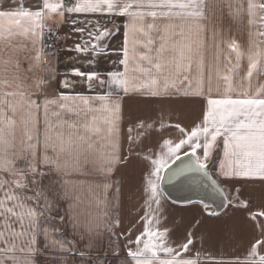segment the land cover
<instances>
[{
    "label": "snow or ice",
    "instance_id": "6c2138e0",
    "mask_svg": "<svg viewBox=\"0 0 264 264\" xmlns=\"http://www.w3.org/2000/svg\"><path fill=\"white\" fill-rule=\"evenodd\" d=\"M215 4L216 0H68L67 3L65 0H40L34 9L19 5L0 10V48L6 46L12 50L0 57V65L7 72V66L15 63L17 73L25 72L23 78L17 74L11 80L0 75V264H38L36 257L45 251L39 246L41 236L46 241L45 248L60 254H79L83 258L93 247V237L101 235L102 227L111 232L113 225L105 223L106 212L100 217L92 213L81 217L76 210L79 198L72 201L68 196V188L75 182L56 180L64 191V198L70 201L65 215H59L56 204L59 193L46 194L42 181L53 173L57 177L85 174L86 164H92L94 170L107 179L114 170L126 166L128 157L122 156L119 141L122 95L142 93L166 97L173 92L187 93L193 88V94H203L202 40L193 39V35L195 32L199 36L203 32L200 21ZM228 7L234 17L246 14L249 25H259L262 30L255 35L264 43V0H229ZM104 14L127 18L119 60L123 70L102 76L95 71L73 68L72 75L85 78L90 90L99 86L107 91L95 96L60 92L55 98H45L38 103L32 98L34 93L28 91L31 85L25 81L27 72L41 66L42 60L45 68L51 64L48 57L54 53L45 51L51 46L44 43L43 37L46 30L51 31L55 25H48L47 21L62 24L68 20L73 26L84 25L73 29L82 37L87 34V39L77 43L74 51L97 56L108 51L103 41L112 35L111 30L102 28L98 19L81 20L73 16ZM176 19L182 22L177 25ZM17 37L37 46L35 56L25 57L31 61L28 70L21 68L19 59H12V53L24 48V45L12 43ZM226 43L236 54V63L229 60L231 67L223 74L219 67L216 69L218 80L224 83L223 95L207 100L208 108L202 121L190 130L175 125L182 138L164 139L154 158L146 157L151 162L144 188L145 204L149 209L152 202L157 206L161 204L165 196L164 183L187 180L196 183L203 179L222 194L223 189L209 170L220 138L223 155L217 169L219 176L264 179V83L251 91L254 73L264 72V47L250 45L246 75L238 80L236 76L243 53L236 40ZM51 78H54V70L50 73ZM48 83L43 78L38 80V90ZM208 83L211 92V75ZM60 84L65 89L72 87L67 78ZM65 113L84 119L65 121L62 119ZM50 116L56 118L54 123ZM41 121L44 126L42 138L38 127ZM65 125L70 129L67 136L63 132ZM129 140H132L131 136ZM110 187L109 183L103 184L105 192ZM197 203L207 210L208 205L203 200ZM239 206H246V202L241 200ZM53 212L57 213L61 223L68 222L71 240L60 228L49 226ZM209 214L217 215L216 212ZM257 215L264 216V212ZM141 219L143 231L135 241H129L135 244V249L128 248L127 251L132 264H197L195 259L182 256L193 244L192 233H188L186 242L172 247L168 241L170 230L157 227L159 220L154 215L146 211ZM252 219H256V215ZM113 223L118 226L119 220ZM81 243L83 250L78 247ZM258 246L264 247V240H257L252 245L247 264H264V255L259 254ZM64 264L68 262L64 261Z\"/></svg>",
    "mask_w": 264,
    "mask_h": 264
},
{
    "label": "crops",
    "instance_id": "0c3cea01",
    "mask_svg": "<svg viewBox=\"0 0 264 264\" xmlns=\"http://www.w3.org/2000/svg\"><path fill=\"white\" fill-rule=\"evenodd\" d=\"M67 2L68 0H65V3ZM39 3L40 0H0V10L14 9L19 5L34 9ZM228 3L229 0H216L212 11L206 12V18L200 21L203 32L199 36H196L195 32L193 35V39L202 40L200 47L204 62L202 95L193 94L194 88L187 93L173 92L166 97H152L142 93L122 95L119 141L122 156L128 157L126 166L119 167L118 171L114 170L107 179L102 173L95 171L92 164L84 165L85 174L57 177L53 173L43 179L42 186L47 190L46 194L51 196L55 189L59 193L60 198L56 201L59 215H65L70 201L64 198V191L56 180L67 179L75 182L74 185L69 186L68 196L72 201L79 198V208L76 210L81 217H85L88 213L100 217L106 212L105 223L112 224L113 227L111 232L103 227L100 229L101 235L93 237V247L83 258L79 254H60L45 248L46 241L41 236L39 246L45 251L36 257L38 264H64V261L68 264H89V261L91 264H132L127 251L128 248L135 249V244H130L129 241H135L136 236L143 231L141 218L146 211L159 220L157 227L161 230L164 228L170 230L168 241L172 247L186 242L188 233H192L193 244L186 253H182L183 258L195 259L197 264H247L252 245L257 240H264V216L257 215L259 212H264V179L219 176L217 169L223 155L222 138L218 139V147L214 150L210 171L223 187L227 201H232L235 205L227 203V206L217 215H210L209 213L212 212L209 205L205 210L203 204L176 203L165 195L159 206L152 202L149 209L145 204L147 194L144 191L145 177L151 169L150 159L146 157L154 158V154L160 151L164 139L175 141L182 138V134L175 125L178 124L190 130L202 121L204 112L208 108L207 100L220 98L223 95L224 83L218 80L216 69L219 67L223 74L228 67H231L229 60L233 64L236 63V54L227 47L226 42L236 40L243 53L236 76L238 80L246 75L247 53L250 45L259 44L260 47H264V43L260 42L261 38L255 35L262 30L259 25H249L246 14L234 17ZM73 18L98 19L102 28L110 29L112 35L103 41L108 51L97 56L75 52V45L82 39H87V34L84 33L82 37L80 32L73 29L84 25L73 26L68 20L62 24L55 20H48L47 24L55 25L52 29L58 32L59 47L54 55L48 57L51 64L45 68L42 60L41 66L27 72L25 81L31 85L28 91L34 93L32 98L38 103L45 98H55L60 92L95 96L107 91V88L99 86H94L90 90L85 78L72 75L73 68H79L83 72L95 71L102 76L110 71L123 70L119 60L122 58L121 49L124 44V25L127 18L108 14L87 17L80 15ZM181 22L180 19L174 21L177 25ZM176 31H179V28ZM176 39L178 40L179 37L177 36ZM12 43L18 46L24 45L22 50L12 53V59L13 61L19 59L21 68L28 70L31 61L25 57L35 56L37 46L20 37L14 39ZM10 52L12 50L9 47L0 48V57ZM3 68L4 66L0 65V75L9 80L17 74L22 78L25 76L23 71L17 73L15 63L7 66V72H4ZM53 70L54 78L50 79V73ZM209 75H211V92L208 91ZM41 78L48 80L49 83L46 86H40L41 90H38L36 82ZM65 78L72 83V87L67 89L61 87L60 81ZM262 83H264V72L254 73L251 78V91H255ZM39 115L42 116V113ZM50 119L54 123L56 118L50 116ZM62 119L76 122L78 119L83 120L84 117L78 118L74 114L65 113ZM141 124L144 125L143 128L139 127ZM148 125L152 127L149 128ZM38 127L42 138L44 127L42 121ZM69 131L70 129L65 125L63 132L66 136ZM129 136L132 140H129ZM48 154L52 153L49 151ZM44 170L47 171V169ZM104 183L111 185L107 192L103 188ZM31 194L29 192V195ZM241 200L246 202V206H239ZM51 215L53 219L48 221L49 226L60 228L64 236L71 240L72 230L68 222L61 223L56 212ZM253 215H256V219H252ZM116 220H119L118 226L113 223ZM78 247L83 250L84 244L81 243ZM258 252L264 255V247L258 246Z\"/></svg>",
    "mask_w": 264,
    "mask_h": 264
},
{
    "label": "water",
    "instance_id": "95a60500",
    "mask_svg": "<svg viewBox=\"0 0 264 264\" xmlns=\"http://www.w3.org/2000/svg\"><path fill=\"white\" fill-rule=\"evenodd\" d=\"M213 178L216 179L214 176ZM220 187L223 189L221 185ZM162 188L169 200L176 203H187V201L197 203L203 200L204 203L210 206V212H221L227 205V201L225 200L227 196L224 189L222 194L216 192L203 179L196 181V183H192L191 180L182 183H164L162 184Z\"/></svg>",
    "mask_w": 264,
    "mask_h": 264
},
{
    "label": "built area",
    "instance_id": "2783aa9c",
    "mask_svg": "<svg viewBox=\"0 0 264 264\" xmlns=\"http://www.w3.org/2000/svg\"><path fill=\"white\" fill-rule=\"evenodd\" d=\"M58 32L55 30H51V31H47L44 34L43 40L44 43L47 45H50L51 47L45 49L46 52L49 53H54V51H56V49L59 47L60 44V40L58 37Z\"/></svg>",
    "mask_w": 264,
    "mask_h": 264
},
{
    "label": "rangeland",
    "instance_id": "374dc122",
    "mask_svg": "<svg viewBox=\"0 0 264 264\" xmlns=\"http://www.w3.org/2000/svg\"><path fill=\"white\" fill-rule=\"evenodd\" d=\"M55 52V51H54ZM57 190L55 189V190H53V192H56ZM229 205H231V204H229ZM232 205H235V203H232Z\"/></svg>",
    "mask_w": 264,
    "mask_h": 264
}]
</instances>
